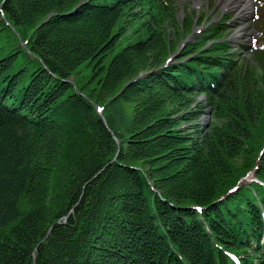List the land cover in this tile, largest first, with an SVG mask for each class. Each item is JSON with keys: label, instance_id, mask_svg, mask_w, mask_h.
Returning <instances> with one entry per match:
<instances>
[{"label": "trees", "instance_id": "obj_1", "mask_svg": "<svg viewBox=\"0 0 264 264\" xmlns=\"http://www.w3.org/2000/svg\"><path fill=\"white\" fill-rule=\"evenodd\" d=\"M182 1L0 0V264H264V0Z\"/></svg>", "mask_w": 264, "mask_h": 264}, {"label": "rangeland", "instance_id": "obj_2", "mask_svg": "<svg viewBox=\"0 0 264 264\" xmlns=\"http://www.w3.org/2000/svg\"><path fill=\"white\" fill-rule=\"evenodd\" d=\"M246 1L247 0H183L180 2L179 16L185 19L188 15H192L194 18L193 33L189 35L191 38L189 37L187 43L198 42L204 39L202 35L207 32L206 29L210 25L212 26L213 24H218L226 20L229 30L228 35H226L223 40L229 41L232 46L249 44L250 40L255 35L254 20L257 14V2L256 12L254 10L253 14H248L254 2L250 0V7L245 10L243 6ZM203 16H205L204 19ZM208 35L210 34L208 33ZM12 41H14V36L9 30L3 29L0 31V59L7 54ZM184 42H186V40H184ZM187 43H185V45H187ZM87 69L85 72L86 75L89 76L90 72ZM86 77L82 79L84 80ZM202 98L203 97H200V99ZM207 117H209L208 111L201 117L203 123L208 122Z\"/></svg>", "mask_w": 264, "mask_h": 264}, {"label": "water", "instance_id": "obj_3", "mask_svg": "<svg viewBox=\"0 0 264 264\" xmlns=\"http://www.w3.org/2000/svg\"><path fill=\"white\" fill-rule=\"evenodd\" d=\"M253 2H254V0H253ZM254 8H255V6L253 5V7H252V9H251V11L248 13V14H253L254 13ZM3 19H5V16L3 15ZM18 36V38H19V40H20V44H22V41H21V37L19 36V35H17ZM26 48V47H25ZM141 76H138V78H140ZM137 78V79H138ZM120 94V93H119ZM97 107V106H96ZM101 116L103 117V115L101 114ZM208 118V122H207V124H208V126L210 125V123H211V117H207ZM103 120L105 121V118L103 117ZM253 175V174H252ZM250 177H251V175L249 176H247V177H245L244 179H242V181L241 182H243L244 180H249L250 179ZM240 182V183H241Z\"/></svg>", "mask_w": 264, "mask_h": 264}, {"label": "bare ground", "instance_id": "obj_4", "mask_svg": "<svg viewBox=\"0 0 264 264\" xmlns=\"http://www.w3.org/2000/svg\"><path fill=\"white\" fill-rule=\"evenodd\" d=\"M250 4H251V1L250 0H247L246 1V3H245V5L243 6L244 7V9L246 10V9H249V7H250ZM191 35V34H190ZM189 37L190 36H187V38H185V40H186V42L188 41V39H189ZM191 38V37H190ZM186 42H183V43H186ZM24 47H26V46H24ZM94 106H95V108H96V110L101 114V111H100V109L98 108V106L96 105V104H94ZM97 106V107H96ZM209 112V117H211L212 116V111L210 110H206V112Z\"/></svg>", "mask_w": 264, "mask_h": 264}]
</instances>
